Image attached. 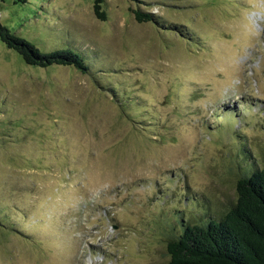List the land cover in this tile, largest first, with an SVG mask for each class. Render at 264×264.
<instances>
[{"label": "rangeland", "instance_id": "obj_1", "mask_svg": "<svg viewBox=\"0 0 264 264\" xmlns=\"http://www.w3.org/2000/svg\"><path fill=\"white\" fill-rule=\"evenodd\" d=\"M24 1L0 22L88 71L0 40V264H169L264 168V0Z\"/></svg>", "mask_w": 264, "mask_h": 264}, {"label": "trees", "instance_id": "obj_2", "mask_svg": "<svg viewBox=\"0 0 264 264\" xmlns=\"http://www.w3.org/2000/svg\"><path fill=\"white\" fill-rule=\"evenodd\" d=\"M104 3L105 0H94L95 14L101 21L106 20L102 11ZM135 14L140 22L154 20L152 14L141 11ZM0 40L29 65L45 68L57 64L88 71L80 53L67 50L42 54L1 22ZM236 190V203L221 219L206 218L199 224L190 223L169 241V264H264V168L243 176Z\"/></svg>", "mask_w": 264, "mask_h": 264}]
</instances>
